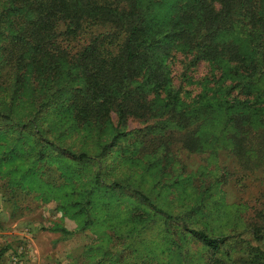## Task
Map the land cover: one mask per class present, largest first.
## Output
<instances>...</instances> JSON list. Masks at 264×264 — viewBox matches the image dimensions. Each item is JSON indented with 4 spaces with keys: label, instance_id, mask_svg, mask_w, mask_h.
<instances>
[{
    "label": "trees",
    "instance_id": "obj_1",
    "mask_svg": "<svg viewBox=\"0 0 264 264\" xmlns=\"http://www.w3.org/2000/svg\"><path fill=\"white\" fill-rule=\"evenodd\" d=\"M177 47L191 55V63L207 62L219 73L215 93L194 106L169 86L168 60ZM1 71L0 84H12L13 100L27 83L30 100L38 105L25 122L12 121L9 110H0V121L19 132L31 128L42 148L55 147L40 130L49 111L54 117L65 114L67 129L85 137L104 134L112 114L111 140L130 118L159 119L146 129H155L163 149L174 142L198 153L216 138L244 169L264 165V0H0ZM226 78L227 86L222 85ZM32 79L37 84L30 85ZM110 147L101 143L94 157ZM58 151L60 158L97 164L83 150ZM92 182L101 184L98 169ZM105 188L131 193L138 205L161 215L165 226L176 220L181 234L208 250L206 264H227L215 255L228 237L190 228L127 185L114 181ZM254 235L257 241L261 237L256 230ZM236 243L247 251L242 264H264L260 247L238 241L229 248ZM175 249L179 264L191 263L182 246Z\"/></svg>",
    "mask_w": 264,
    "mask_h": 264
},
{
    "label": "rangeland",
    "instance_id": "obj_2",
    "mask_svg": "<svg viewBox=\"0 0 264 264\" xmlns=\"http://www.w3.org/2000/svg\"><path fill=\"white\" fill-rule=\"evenodd\" d=\"M168 63L169 86L179 91L183 102L194 106L202 96L215 93L219 73L207 62L193 64L191 55L177 47ZM224 81L226 86L231 82ZM35 84L32 79L30 85ZM12 87L0 84V110H9L14 122H25L38 104L31 102L27 83L19 100H13ZM260 109L264 111V104ZM47 114L40 130L55 147L42 148L29 127L19 132L12 123L0 121V264H14L19 256L21 264H179L176 244L192 259L189 264L208 262V250L181 234L176 220L165 226L161 215L138 205L131 193L105 188L114 181L140 191L192 229L228 237L226 247L215 255L227 264H242L247 255L242 243L229 248L233 242L264 250V165L244 169L216 138L198 153L174 142L163 149L159 143L164 140L155 129H146L159 119L130 118L111 140L116 127L112 114L111 127L98 137L68 130L62 112ZM103 142L112 147L94 157ZM58 148L83 150L97 164L60 158ZM97 169L101 184L95 185L92 175ZM255 230L261 236L258 241ZM23 245L27 249L18 255Z\"/></svg>",
    "mask_w": 264,
    "mask_h": 264
},
{
    "label": "built area",
    "instance_id": "obj_3",
    "mask_svg": "<svg viewBox=\"0 0 264 264\" xmlns=\"http://www.w3.org/2000/svg\"><path fill=\"white\" fill-rule=\"evenodd\" d=\"M25 249H27V246H25V245L21 246V247L19 248L17 254H18V255L23 254ZM13 262H14V264H21L20 256H19V258H16V257H15V258L13 259Z\"/></svg>",
    "mask_w": 264,
    "mask_h": 264
}]
</instances>
